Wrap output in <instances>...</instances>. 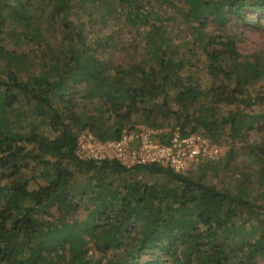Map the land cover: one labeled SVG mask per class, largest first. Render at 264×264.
<instances>
[{"label": "trees", "instance_id": "1", "mask_svg": "<svg viewBox=\"0 0 264 264\" xmlns=\"http://www.w3.org/2000/svg\"><path fill=\"white\" fill-rule=\"evenodd\" d=\"M71 1L0 0V32L7 26H18L24 37L38 35L39 27H34L32 19L40 21L46 17L57 18L68 30L67 48L62 49L63 55L56 54L47 63V69L24 77L14 70L0 75V264H58L46 258L41 263L39 257L33 258L30 254L35 252V245L44 243L40 237L44 236L49 245L64 232L56 220L63 219L77 227L83 221L77 217L80 211L87 215L96 202L102 207L92 212L102 213L92 229L103 264H160L163 261L168 264H256V257L264 258V232L252 239L249 233L253 225L241 215L244 210L250 215L252 212L264 214V206L158 164L126 167L116 160L98 162L79 158L76 154L79 132L90 126L99 139H115L122 125L94 129L92 126L97 125L94 121L81 123L70 90L79 81L85 82L89 88L87 96L104 97V103L119 118L117 121L127 120L141 110L146 112L143 113L146 117L163 110L169 112L166 115L175 114L176 110L172 112L170 106L174 101L179 111L193 108L191 115L196 119L194 126L182 132H196L198 124L209 131L214 126L221 128L227 121L231 122L233 135L241 127L247 129L249 125L241 120L236 122L233 115L218 120L212 110L217 103L234 104L244 91L243 85L264 76V55H240L234 39L205 40L209 36L201 29L208 19L225 25L235 17L244 19L248 10L264 13V0H181L187 4L186 17L199 23L198 38L208 60L204 69L209 78L207 88L188 77L181 78L184 62L173 59L177 58L173 51L172 56L168 54L159 34L150 51L155 59L153 66L124 68L118 63L110 68L111 73L99 57L110 46L111 37H96L95 32L79 28L83 23L67 21L66 11ZM99 1L109 3V0H90L92 4ZM117 1L119 6L132 5L128 21L148 20L142 4L134 3L135 0ZM153 30L160 32L162 27L156 26ZM89 36L96 37L90 45ZM3 51L1 48L0 57ZM19 94L33 104L34 112L42 124L48 125L52 137L41 134L34 125L25 133L13 132V123L6 128L4 116L8 108L19 102ZM114 96H125L130 101L122 109ZM145 100H152L155 106L140 107L138 104ZM188 116L186 113L185 117ZM146 120L143 122L152 128L163 124ZM261 152L264 154L263 149ZM31 161L40 164L37 177L45 180L44 184L35 182L34 188L29 187L22 175L23 168H28ZM78 173L88 181L80 190L70 191L71 181ZM147 173L164 175L179 184L175 187H168L167 182L161 187L150 184L148 177L140 176ZM107 175L121 183L115 185L111 181L104 187ZM52 207L58 216L51 212ZM110 249L120 259L107 258ZM87 252L84 249L83 264H101V259L86 260ZM148 253L154 256L146 259Z\"/></svg>", "mask_w": 264, "mask_h": 264}, {"label": "rangeland", "instance_id": "2", "mask_svg": "<svg viewBox=\"0 0 264 264\" xmlns=\"http://www.w3.org/2000/svg\"><path fill=\"white\" fill-rule=\"evenodd\" d=\"M71 2L70 9L66 11L67 21L83 23L79 28L86 32H95L96 37H111L110 46L99 54L111 73H113L112 66L118 63L124 68L137 66L149 69L153 66L155 59L150 51L154 46L156 35L159 34L166 44L168 54L173 51L177 57L173 59H182L184 62L185 68L181 72V78L188 77L193 82L198 81L204 88L209 86V78L204 71L208 60L203 52V43L198 38L199 23L186 17L187 4L183 1L135 0L134 3L138 2L143 5L142 10L148 16L146 21L135 20V22L127 20L128 12L133 9L130 3H123L122 6H119L117 0H109V3L99 1L94 4L90 0H72ZM32 23L34 27L38 25V35L32 33L31 36L24 37L18 26H7L1 30L0 49L3 48L4 51L0 57V75H5L8 70L16 71L21 77L37 74L47 69V63L56 54L63 55L62 49L67 48L68 42L66 39L68 30L64 28V25L62 26L57 18L50 20L48 17L40 21L32 19ZM156 26L162 27V30L160 32L153 30ZM150 31L154 32L150 33ZM201 31L204 35L209 36H206L205 40L210 37L215 41L226 39V37L234 39L240 55L249 56L253 53L264 55V13L248 10L244 19L235 17L225 25L208 19L204 22ZM89 37L88 44L90 45L96 37ZM170 55L172 56V54ZM88 89L85 82L79 81L72 86L70 91L76 101L74 110L78 114L79 121L81 123L96 122L97 125L92 126L94 129L103 125L111 126L121 123L123 130L147 125L143 122L146 119L154 124L163 123L157 129L166 130L175 128L189 130L196 123L195 116L191 115L193 108L187 107V111H179L174 101L170 102V106L172 112L176 110L175 114L166 115L169 112L163 110V113L157 112L146 117L143 115L146 112L141 110L139 113H133L127 120L117 121L119 118L104 103L105 98L88 97ZM243 89L244 91L238 96L237 102L231 105L213 104L212 113L216 114L218 120L222 116L233 115L236 122L241 120L245 125H249V128L241 127L238 133L233 135L230 121H227L221 128L211 127L209 131L205 126L198 124L196 132L207 142V153L181 175L212 185L219 190L248 197L257 205L264 206V154L261 152V149L264 150V76L256 77L247 85H243ZM114 97L116 103L122 104V109L130 101L125 96ZM19 98V102L6 111L4 116L6 128L13 123L11 127L13 132L25 133L29 127L34 125L41 134L52 137L53 133L48 125L42 124V119L34 112L33 104L28 103L22 94H19ZM203 100L209 102L210 99L204 97ZM138 105L140 107L155 106L152 100H145L144 103L140 102ZM160 111L162 110L160 109ZM186 113L190 116L185 117ZM85 130L91 132L92 128L89 126ZM40 171L41 166L37 161H31L28 168H23L22 175L28 180L30 188L36 186L35 182L45 183L43 178L37 177ZM140 176L148 177L147 181L150 184L159 187L163 182H167L165 184L168 187H175L179 184L169 181L167 177L164 178V175L147 173ZM87 181L83 174H76L71 181L70 191L80 190ZM111 181L115 185L121 183L116 177L107 175L104 187ZM161 195L163 196V194ZM99 207H102L101 203L96 202L93 203L90 213L87 215H83L80 211L77 217L83 221H80L81 223L77 227H74L72 222L68 223L63 219L56 220V225L61 227L64 232L49 245L45 243L47 239L44 236L40 237L39 240L44 243L35 246L41 251H37L39 250L37 247L33 248L36 253L33 251L34 253L30 255L33 258L39 257L41 263H43L42 258H46L55 260L58 264H83L85 261L84 249H88L86 260L93 262L101 259V264H103L102 253L97 252L95 248L97 241L94 236L95 231L92 229L98 221L96 218L100 213L97 210L92 211ZM51 212L54 216H58L55 207H52ZM241 217L249 218L250 225H253L249 233L252 239H256L264 232V214L252 212L250 215L244 210ZM113 251V249L108 251L107 258L120 259ZM152 256H154L152 253H148L145 258L148 259ZM255 263L264 264V258L256 257ZM160 264H168V262L163 261Z\"/></svg>", "mask_w": 264, "mask_h": 264}, {"label": "built area", "instance_id": "3", "mask_svg": "<svg viewBox=\"0 0 264 264\" xmlns=\"http://www.w3.org/2000/svg\"><path fill=\"white\" fill-rule=\"evenodd\" d=\"M81 159L116 160L126 167L158 164L186 172L207 153V142L197 132L157 129L147 125L123 129L118 138L102 140L88 130L76 137Z\"/></svg>", "mask_w": 264, "mask_h": 264}]
</instances>
